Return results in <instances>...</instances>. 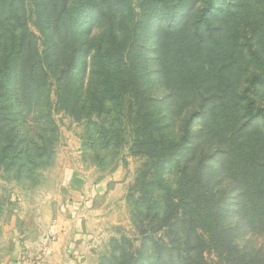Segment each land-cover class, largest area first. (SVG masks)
Wrapping results in <instances>:
<instances>
[{
  "label": "trees",
  "instance_id": "16d2710c",
  "mask_svg": "<svg viewBox=\"0 0 264 264\" xmlns=\"http://www.w3.org/2000/svg\"><path fill=\"white\" fill-rule=\"evenodd\" d=\"M212 1H141L143 14L165 21L157 64L166 92L158 99L145 85L146 62L132 53L137 23L129 0H33L28 15L25 0H0V172L20 178L49 165L60 111L85 124L102 163L124 143L140 162L127 194L138 239L114 240L102 264H264L261 249L230 237L231 216L251 235L264 233V142L256 137L264 134V110L254 112L253 101L244 100L254 82L264 81V63L236 102L227 85L205 94L213 69L188 51L218 43L213 35L228 31L227 18L245 4L228 3L217 27ZM78 67L86 80L72 79ZM195 70L202 78L194 81ZM183 71L188 78L180 86ZM126 129L132 136L125 141Z\"/></svg>",
  "mask_w": 264,
  "mask_h": 264
},
{
  "label": "rangeland",
  "instance_id": "374dc122",
  "mask_svg": "<svg viewBox=\"0 0 264 264\" xmlns=\"http://www.w3.org/2000/svg\"><path fill=\"white\" fill-rule=\"evenodd\" d=\"M129 1L133 8V22L137 23L134 33L137 41L132 53L146 62L145 67L149 70L145 76L147 91L160 99L159 96L166 92V85L160 83L157 43L165 21L157 15L153 16L152 12L143 14L145 2L141 3L142 0ZM224 1L226 3L214 0L209 8V13H213V16H209L210 20L217 27V19L220 15L223 17V9L233 2ZM244 1L240 12L235 17L227 18L232 22L228 31L223 34L217 31V35H213L219 40L218 43H209L200 50L194 45L188 51L194 53L197 50L200 64L213 69L204 83L205 94L216 92L221 85H227L230 91L228 99L232 98L233 103L249 87L247 77L253 72L259 76L264 63V0ZM28 4L32 5L33 0H25L27 15L30 10ZM181 15V12L178 13L175 19H179ZM245 23L260 24V28L256 26L250 32L249 26L244 29ZM31 28L36 27L31 24ZM253 36L256 37L255 41L251 39ZM218 68H221L219 75L215 73ZM79 70L80 67L77 72L79 76L73 74L72 79L86 80V74H82L81 78ZM186 71L179 76L182 80L180 86L188 78ZM192 77L195 81L201 79L202 75L195 70ZM249 91L247 94L243 93L244 100L250 98L254 112L260 113V110H264V81L254 82ZM163 106L166 110L164 103ZM54 119L58 125V141L49 165L27 177L19 178L13 173L0 172V247H7L10 237H17L27 242L31 253L38 246V251H41V246L54 241L63 228H76L73 224L78 219L83 221L82 228L89 235L82 264H102L104 258L112 253L114 240L121 236L133 241L138 239L131 224L127 194L140 162L130 155L128 144L124 143L105 154L106 162L102 163L104 153L95 151L90 146L93 143H90L91 139H87L83 122L75 121L61 111L54 114ZM200 119L198 117L193 121L194 136L200 127ZM261 124L262 117L259 119V125ZM129 131L130 129H126L122 133L123 140L131 138L132 135L128 136ZM256 137L264 142V134L259 133ZM209 164L211 165L207 167L215 171L214 161ZM215 174H218L217 171ZM101 180L106 184L105 189L102 193H95V186ZM235 199L230 194L229 201L226 202L229 215L234 210ZM230 219L235 224L230 237L240 245L261 249L264 253V233L251 235L246 224L234 220L233 216ZM218 260H215L216 264L220 263Z\"/></svg>",
  "mask_w": 264,
  "mask_h": 264
},
{
  "label": "crops",
  "instance_id": "0c3cea01",
  "mask_svg": "<svg viewBox=\"0 0 264 264\" xmlns=\"http://www.w3.org/2000/svg\"><path fill=\"white\" fill-rule=\"evenodd\" d=\"M102 181L95 186V193L104 191L106 184ZM82 222L77 219L73 224L76 228H63L54 241L41 246V251H38V246L32 253V250L27 248V242L10 237L7 247H0V264H22L24 261H32L34 257L40 259V264H82L87 249L86 239L89 236L85 234Z\"/></svg>",
  "mask_w": 264,
  "mask_h": 264
},
{
  "label": "built area",
  "instance_id": "2783aa9c",
  "mask_svg": "<svg viewBox=\"0 0 264 264\" xmlns=\"http://www.w3.org/2000/svg\"><path fill=\"white\" fill-rule=\"evenodd\" d=\"M40 259H34L32 261H24L22 264H40Z\"/></svg>",
  "mask_w": 264,
  "mask_h": 264
}]
</instances>
